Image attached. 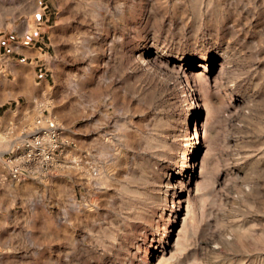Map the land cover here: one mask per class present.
<instances>
[{
    "label": "rangeland",
    "instance_id": "374dc122",
    "mask_svg": "<svg viewBox=\"0 0 264 264\" xmlns=\"http://www.w3.org/2000/svg\"><path fill=\"white\" fill-rule=\"evenodd\" d=\"M34 31L0 110L38 91L67 168L6 181L0 264H264V0H0V75Z\"/></svg>",
    "mask_w": 264,
    "mask_h": 264
},
{
    "label": "built area",
    "instance_id": "2783aa9c",
    "mask_svg": "<svg viewBox=\"0 0 264 264\" xmlns=\"http://www.w3.org/2000/svg\"><path fill=\"white\" fill-rule=\"evenodd\" d=\"M32 39L34 38L28 36L26 43L30 45ZM37 39L42 49L44 42ZM42 68L39 70L42 71ZM46 70L44 67L45 72ZM64 130V126L44 106H40V111L30 126L18 132L13 129L5 132L0 128V163L9 178L15 181L25 178L42 180L54 174L61 164L67 143Z\"/></svg>",
    "mask_w": 264,
    "mask_h": 264
},
{
    "label": "crops",
    "instance_id": "0c3cea01",
    "mask_svg": "<svg viewBox=\"0 0 264 264\" xmlns=\"http://www.w3.org/2000/svg\"><path fill=\"white\" fill-rule=\"evenodd\" d=\"M24 29L27 31V28L23 26L21 31ZM58 29V28H57ZM41 30V29H40ZM19 31V30H17ZM58 31V30H57ZM39 33V32H37ZM59 33V32H58ZM31 37H35V31L31 34H28ZM24 36V34H23ZM21 36V37H23ZM62 34L59 33L58 36L54 37L55 42L59 43V40L61 39ZM1 37V36H0ZM3 37V36H2ZM25 37H27V34H25ZM18 43V44H17ZM2 40L0 39V50L2 47ZM4 48L7 49V52L4 53L8 55L7 58L11 60H19L20 62H10L9 64H4V68L6 72L3 75H0V108L3 107L4 104L11 103L12 101H15L19 94H26L27 89L25 88V85L29 84L31 86L38 84L41 82L35 81V78H33V73L35 74V65L38 60L45 59V54L42 53L41 48L35 45H29L25 42L22 43L21 41H15V40H7V43L4 44ZM9 55H12L9 57ZM16 56V58L14 57ZM48 57V61H49ZM33 78V81H32ZM39 95L37 92H32L29 94V101L30 104L25 108L21 106L15 105V108L12 110L9 106L5 108L4 111L0 110V128L4 130L5 132L8 129H13L15 132H18L20 129L26 128L30 126L32 122H29L33 114L35 113V105H34V95ZM39 108V106H38ZM56 114H53V117L58 120L65 122L66 119L64 115H62L58 109L55 110ZM69 140L71 143H76L77 140L73 137H69ZM67 168V165L65 162H62L56 169V174H59L61 171H64ZM56 177H61V175H56ZM58 180V179H57ZM6 181H10V184L13 183L12 179L9 178L7 171L0 163V197H1V191L4 187V184ZM56 182V181H55ZM53 181H48L47 183L41 184L43 187H38V191H41L44 198L51 199L52 194L55 195V192L52 190L53 188ZM56 187V183L54 185ZM4 208V201L0 199V242L1 240V233L5 230V224L1 223L2 220V209ZM5 243V242H4Z\"/></svg>",
    "mask_w": 264,
    "mask_h": 264
}]
</instances>
